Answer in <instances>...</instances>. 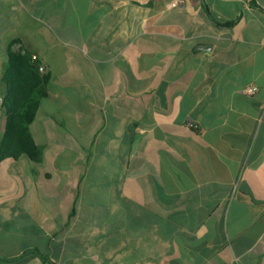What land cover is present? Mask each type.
I'll list each match as a JSON object with an SVG mask.
<instances>
[{
  "label": "crops",
  "instance_id": "1",
  "mask_svg": "<svg viewBox=\"0 0 264 264\" xmlns=\"http://www.w3.org/2000/svg\"><path fill=\"white\" fill-rule=\"evenodd\" d=\"M135 1L0 0V80L13 40L47 78L0 264H264V0Z\"/></svg>",
  "mask_w": 264,
  "mask_h": 264
},
{
  "label": "trees",
  "instance_id": "2",
  "mask_svg": "<svg viewBox=\"0 0 264 264\" xmlns=\"http://www.w3.org/2000/svg\"><path fill=\"white\" fill-rule=\"evenodd\" d=\"M131 1L139 4L138 1ZM18 43V40H13L8 44L6 65L0 80L3 88L0 92L1 106L5 110L0 162L26 155L36 163L40 161L41 149L34 143L29 126L35 118L40 101L46 97L43 88L47 78L39 73V61L32 60L33 54L14 50ZM41 260L53 264L47 257Z\"/></svg>",
  "mask_w": 264,
  "mask_h": 264
},
{
  "label": "built area",
  "instance_id": "3",
  "mask_svg": "<svg viewBox=\"0 0 264 264\" xmlns=\"http://www.w3.org/2000/svg\"><path fill=\"white\" fill-rule=\"evenodd\" d=\"M183 4H184V0H174V1L171 3V6H173V7H177V6H181V5H183ZM35 59H37L36 56H35V55H32V60H35ZM38 71H39V73H40L41 75H44L45 72H46V68H45V66L39 64V66H38ZM256 90H257V89H256V87H254V86H247V87H245V88L241 91V94H242L243 96L250 97V96H252L253 94H255ZM0 103H1V98H0Z\"/></svg>",
  "mask_w": 264,
  "mask_h": 264
},
{
  "label": "rangeland",
  "instance_id": "4",
  "mask_svg": "<svg viewBox=\"0 0 264 264\" xmlns=\"http://www.w3.org/2000/svg\"><path fill=\"white\" fill-rule=\"evenodd\" d=\"M102 98H99V100H101ZM110 99V98H109ZM67 120H65L66 122H69V124H71L72 123V120H73V116L71 115V114H67ZM68 129L69 128H67L66 130L68 131ZM69 131H72V130H69ZM69 148H70V151H71V154L72 153H74L76 150V148H77V146H75V145H70L69 146ZM85 153L86 154H88V149L86 148V151H85ZM62 164H64V165H67L68 163L66 162V161H63V163Z\"/></svg>",
  "mask_w": 264,
  "mask_h": 264
},
{
  "label": "water",
  "instance_id": "5",
  "mask_svg": "<svg viewBox=\"0 0 264 264\" xmlns=\"http://www.w3.org/2000/svg\"><path fill=\"white\" fill-rule=\"evenodd\" d=\"M203 49H206V47H203Z\"/></svg>",
  "mask_w": 264,
  "mask_h": 264
}]
</instances>
